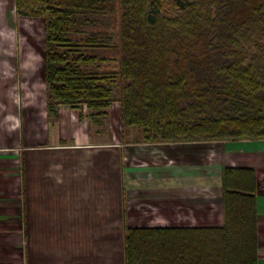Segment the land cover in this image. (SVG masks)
Returning <instances> with one entry per match:
<instances>
[{
    "label": "trees",
    "instance_id": "trees-1",
    "mask_svg": "<svg viewBox=\"0 0 264 264\" xmlns=\"http://www.w3.org/2000/svg\"><path fill=\"white\" fill-rule=\"evenodd\" d=\"M44 22L47 110L143 140H264V0H14ZM118 95L115 96L116 87ZM190 155V154H188ZM220 225L125 227V264H259L257 171L221 166Z\"/></svg>",
    "mask_w": 264,
    "mask_h": 264
},
{
    "label": "crops",
    "instance_id": "crops-1",
    "mask_svg": "<svg viewBox=\"0 0 264 264\" xmlns=\"http://www.w3.org/2000/svg\"><path fill=\"white\" fill-rule=\"evenodd\" d=\"M24 44L20 42L15 50L22 54L11 58L10 79L0 69V264H79L80 260L101 264L102 251H109L115 238L110 231L114 221L139 226L223 223L222 185L216 176L223 162L206 154L211 142L159 144L168 160H153L151 153L137 151L144 162L124 167L130 175L125 185L133 182L135 197L141 201L130 207L128 215L121 193L114 201L97 196L93 189L104 180V172L111 171L110 160L118 163V153L113 156L110 140L103 136L108 131L95 132L87 117L67 105L48 114L43 87L19 90L23 85L18 82L24 77L38 76L45 82L43 51L31 43L41 55L36 65V57L28 56L31 44ZM7 78L14 88L6 86ZM230 145L239 146L235 150L241 153H232L238 156L224 164L252 166L257 171L259 264H264V177L260 175L264 140ZM242 156L251 162L237 159ZM138 177L139 184L135 183ZM136 209H150L153 216L141 217L143 212ZM72 240L81 248L79 256L71 251Z\"/></svg>",
    "mask_w": 264,
    "mask_h": 264
},
{
    "label": "rangeland",
    "instance_id": "rangeland-1",
    "mask_svg": "<svg viewBox=\"0 0 264 264\" xmlns=\"http://www.w3.org/2000/svg\"><path fill=\"white\" fill-rule=\"evenodd\" d=\"M14 0H0V69L2 72L5 73V75L10 77L12 76V66H11V58H18L22 53H17L15 52L16 49H20V42L21 44L25 42H28V44L33 43L35 46H38V49L41 51L44 50V22L41 18H32V17H25V16H19L16 14L14 11ZM24 44V45H25ZM29 44V45H30ZM27 45V44H26ZM32 47L27 49L29 51L28 56H33L35 58V64L37 65L40 63L41 58L40 54L35 52V46L31 44ZM37 50V48H36ZM4 75V74H3ZM0 77H3L0 75ZM29 80H26V78H22V81H19L18 84L23 85V89L19 87L20 91H31V89H35L36 87H43L45 90H47V85L45 82L40 80L38 76H31L27 77ZM2 79V78H1ZM8 78L6 80V86L9 88H14V84L12 81H10ZM5 81H3L4 83ZM16 80H15V85H16ZM118 90L119 86L116 87L115 90V96L117 97L118 95ZM63 106L66 105H60L57 108V111L60 110L59 108H62ZM46 108H47V97H46ZM48 114H53L49 113L47 110ZM92 125H93V130L95 132H108L104 134L108 135H103L104 138L108 136L110 143H111V150L114 151L112 152L113 156L117 154L119 157L117 159L118 163L114 160H110L111 162V168L110 172L106 173L104 172L103 176L105 177L104 180L96 182L98 184L95 189L96 195L100 197H110L112 201H114L115 195L118 193H121V197L119 194V199L123 200V206H124V211L125 215L129 214V211L132 212L131 206L133 204H140L141 200H138L135 197V192L133 188L136 187L133 182L128 183L125 185V178L126 176H130L129 174H125L124 172V167L128 164L131 165H139L140 162H144V159L140 158V154L137 153V151H143V152H149L151 153L150 155L151 158L154 159H160L163 158L164 160H168L169 157L164 155V150L161 149L162 146L159 144L162 143H156V142H150V141H144L143 140V130L140 127H127L124 132L122 130L121 126V121H120V108H119V103L116 101L112 108H111V115L108 117H102V120H98V122H94L90 118H88ZM100 135V134H99ZM240 141H245V140H240ZM239 141V142H240ZM261 141V140H260ZM237 142V141H235ZM230 143L234 142H226V141H215L211 142L207 145L208 152L206 154H209V157L212 156L213 158L218 159V157L222 160L223 164L226 162H230L231 158H236L237 156L235 155L236 153L240 154L241 151L235 150L236 148H239V146H232ZM145 145V146H143ZM141 147V148H140ZM152 150V151H150ZM130 151V152H128ZM135 152V153H134ZM129 153V154H128ZM229 153V154H228ZM235 153V154H232ZM143 155H149V154H144ZM126 156L127 159H123V156ZM240 159L242 162H251L250 158L242 156ZM263 170V171H261ZM260 170V175L264 177V169ZM138 174L134 175L137 177ZM219 175V179L221 180V173L218 172L216 173V176ZM140 177H138L137 181L135 183L139 184ZM147 180L150 182L152 178L150 179L149 177L145 178L143 177V181ZM89 191L92 190L91 187L87 188ZM127 195V199L125 196ZM84 205V204H83ZM112 205V204H111ZM147 205V204H145ZM150 208V207H149ZM127 210V211H126ZM137 210V209H136ZM139 211V209L137 210ZM149 211V212H148ZM147 210H142L140 209V212H143L141 217H148L150 218V215L153 216V213L151 212L150 209ZM138 213V212H137ZM112 215V214H111ZM92 217V216H91ZM128 219V218H127ZM115 225V226H114ZM128 226H139V225H134V224H127L125 225L122 222H111V227L114 226L113 228L110 227L111 235H114L115 238L110 240L109 244V251H102L103 255H101V264H125L124 262V237H125V229L124 227ZM114 231H113V230ZM120 229V230H119ZM72 240V245L73 249L71 251H75L77 253V256H79V253H81V248H79V244H73ZM96 242V241H95ZM63 251H66L63 249ZM76 256V257H77ZM80 260V259H79ZM79 264H85L84 261L80 260ZM97 264V263H96Z\"/></svg>",
    "mask_w": 264,
    "mask_h": 264
}]
</instances>
